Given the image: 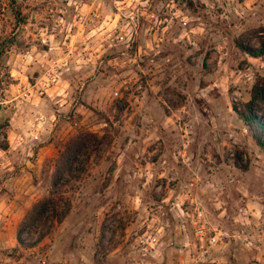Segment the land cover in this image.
Here are the masks:
<instances>
[{
	"label": "rangeland",
	"instance_id": "obj_1",
	"mask_svg": "<svg viewBox=\"0 0 264 264\" xmlns=\"http://www.w3.org/2000/svg\"><path fill=\"white\" fill-rule=\"evenodd\" d=\"M263 44L264 0H0V264H260L264 240L246 246L244 218L264 229V214L243 210L264 206V149L241 115L264 86V57L251 56ZM54 64L72 129L29 168L36 148L14 146L19 104L4 102L20 81L52 101L59 89L36 85ZM252 111L264 123V104ZM80 132L103 144L62 191L61 223L24 250L18 227ZM196 208L226 234L216 247L195 241Z\"/></svg>",
	"mask_w": 264,
	"mask_h": 264
},
{
	"label": "trees",
	"instance_id": "obj_2",
	"mask_svg": "<svg viewBox=\"0 0 264 264\" xmlns=\"http://www.w3.org/2000/svg\"><path fill=\"white\" fill-rule=\"evenodd\" d=\"M251 56L264 57V44ZM258 104H264V86L254 85L250 93V101L244 105L241 118L254 133L256 144L264 149V123L256 119L252 113ZM102 144L103 139L90 132H80L66 143L55 161L48 196L31 206L18 227L16 241L20 248L29 250L36 247L46 238L54 225L61 223L63 216L60 215L58 206L62 191L87 174L91 157L99 151ZM44 225H48V228H43ZM25 237L27 239H24Z\"/></svg>",
	"mask_w": 264,
	"mask_h": 264
},
{
	"label": "crops",
	"instance_id": "obj_3",
	"mask_svg": "<svg viewBox=\"0 0 264 264\" xmlns=\"http://www.w3.org/2000/svg\"><path fill=\"white\" fill-rule=\"evenodd\" d=\"M13 73L14 71H12V74ZM18 76L19 74H17V77ZM21 84L23 83L20 81V84L16 86V90L14 91L15 93L13 94L15 96L7 98V101L4 102L5 104H19L17 106L18 111L13 114L10 119V129L8 133L12 138V143H14V146L20 151L22 150L21 146L19 147L15 143V140L20 137L24 138L25 142H29L32 147L35 146V162L30 163L29 161L25 162V164L29 168L41 167L45 159H50L54 156V153L56 152L55 145L57 142H62L64 139H66L70 130L72 129L69 127L68 123L65 122L66 118L63 116V114H66L69 110L70 100L65 99L61 90H59L56 95H48L50 98H53L52 101L46 98L37 99L35 96L29 97L26 95L27 92L25 90H20V87L22 86ZM88 88L91 90V88H94V85L90 84ZM95 89L97 94L100 93L97 96H100L104 93L101 91L102 88L98 86ZM31 98L32 100L30 101ZM90 99L91 97H88V99L86 98V101L90 102L88 101ZM52 102L55 104L53 107ZM29 103L30 105L35 104V106H29ZM53 108L57 109L56 112L59 114L58 116H53L54 113L50 112V110ZM30 112H32V114H30ZM60 114H62V116ZM54 118L55 122H52V119ZM247 209L248 212L243 210L246 216H250V214L253 215V210L255 211L254 214L259 213L261 217L262 213L264 214V206L262 205L261 201L259 203L252 201L249 202ZM248 218L249 217L244 218L247 221L246 224L250 225L248 229L245 230V235L247 236L246 239L249 240L246 246L260 250L256 244H258L257 241L264 240V229L259 227L260 230L258 229V231L257 229L253 228L252 226H255L257 222L251 218ZM263 222L264 221L262 220L261 224H263ZM171 246H178L180 249H185L188 245L186 241L174 243L170 242L168 245H166V247ZM254 260L258 263L260 262V264H264V248L263 252H261L259 256H256Z\"/></svg>",
	"mask_w": 264,
	"mask_h": 264
},
{
	"label": "built area",
	"instance_id": "obj_4",
	"mask_svg": "<svg viewBox=\"0 0 264 264\" xmlns=\"http://www.w3.org/2000/svg\"><path fill=\"white\" fill-rule=\"evenodd\" d=\"M59 68L54 64L50 69L46 71L44 76L38 81L36 87V93L40 96L46 95L48 92L54 90H61L62 95L66 97V91L60 88V74H58ZM52 122H55V118L52 119ZM17 146H22L25 143L24 138H18L15 140ZM30 151V148H28ZM191 224L194 228L195 241L202 249H210L216 247L220 244L223 234L220 230L210 227L204 219L202 211L198 208L194 210V214L191 219Z\"/></svg>",
	"mask_w": 264,
	"mask_h": 264
}]
</instances>
